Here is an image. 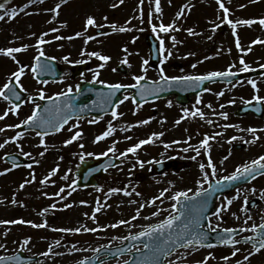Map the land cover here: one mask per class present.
Returning <instances> with one entry per match:
<instances>
[{"label":"rangeland","instance_id":"rangeland-1","mask_svg":"<svg viewBox=\"0 0 264 264\" xmlns=\"http://www.w3.org/2000/svg\"><path fill=\"white\" fill-rule=\"evenodd\" d=\"M59 2L60 0H43V3H33L25 12L16 16L14 19L6 17L4 20H0V48L28 45L26 52L21 55L26 61L33 55L34 51L36 54L39 53L40 49L44 51L45 56L50 58L52 53L49 45L52 46L55 44L57 47L61 48L59 50L70 54H66L65 56H68L69 61L72 63L66 62L62 57L56 58L64 69V83L58 84L57 88L52 91L51 88L53 87L49 86L50 92L59 91L64 88L67 89L69 86L72 87L74 83L69 76L70 67L75 64V61L85 59V57L80 55L82 50L86 52V49L92 48L90 46L96 45H99L98 47H103V51L100 53L111 58L105 64V67L101 68L102 71L99 72L100 74L97 80H102L105 83L118 81L120 75L115 72V66L121 63L125 58L128 61V64H126L128 74L124 76L125 78L120 79L121 81L136 83L133 77L137 75H143L145 79L155 80L160 76L159 70H153L147 64L143 65L147 71H142V62L147 60V49L143 40L148 32L156 36L158 42L159 38L162 37L165 41V48L172 52V55L161 65L168 76L202 75L211 71H225L229 66H233L232 71H239L241 68L240 57L244 58L250 69L264 64V43H252L256 40L264 41V26L258 22L251 26L237 25L236 32L240 40L241 49L243 50L238 49L236 46V36L232 33L231 25L222 22L223 11L219 8L217 0H171V3H169V0H160L161 13L155 11L154 0H144L143 5L140 4V0H123L122 3L120 0L69 1L61 6L59 16L53 18L54 14L45 10L53 8L55 4ZM128 2L130 4L125 7L124 4H128ZM0 3H5V0H0ZM26 3L27 0H7L5 7L9 10L18 7L17 10L19 11V8ZM74 3H84L85 8L82 6L78 8L79 5H76V7H69ZM224 3L230 11L242 12L240 15L232 14V16V12H230L229 19L233 21L242 19H254L258 21L260 18H264V13H256L264 10V0H254V2L253 0H231L230 3L229 0H224ZM113 5H115V7H113ZM185 5L188 7L184 8ZM240 5H244V7H240ZM181 8H184V15L177 20L176 14ZM141 11L143 12V22H141ZM149 12L152 13L151 25L155 24L158 26L161 22L168 25L175 21V26L179 31L170 30L169 33H154L152 29H149ZM244 12L247 14H244ZM2 14H4V10H0V15ZM88 16H93L97 25H100V27H111L115 24L117 29L120 27L134 28L131 29V31L124 32L116 30L113 35L109 37L98 40L92 39L85 44L87 37L93 36L94 29L97 28L96 26H88L87 31L84 32L85 21ZM27 17L29 19H26ZM105 17H107V19H105ZM15 21L16 23L12 24ZM65 22L67 27H61V24ZM216 25H218V27L224 26L225 32L218 33V27H216ZM51 27L57 28L58 31L51 34ZM74 27H76V32L81 28L80 32H84V36L82 35L81 38L75 37L71 40L60 39L57 40L58 42L55 41L56 39H54V37L57 35H61L62 37H74L76 33H72ZM188 28H192L197 34L190 35L186 31ZM44 32H48L45 40L50 41V44L45 43L38 48L37 39L41 33ZM33 33H35V35H32ZM131 35H133V37H131ZM172 36H174L177 41L175 46H173ZM209 37H211V39H209ZM252 45L255 46L251 47V51H247ZM125 49H127V51H125ZM91 50L94 49L92 48ZM20 53H14V55L18 57ZM190 53L194 55H190ZM56 54L57 52L55 55ZM163 55L166 56L167 52L163 53ZM0 57L12 59L4 55H0ZM4 58H0V61H3ZM202 60H204V63H201L203 66H200ZM22 62L24 61L22 60ZM101 63L104 62L95 59L92 63L93 70L86 77L93 80V74ZM175 63H180L182 68L180 70H174L173 65ZM193 64H196L195 68L192 67ZM9 72L10 71L0 72V84L4 81L5 75H8ZM120 78L122 77L120 76ZM251 80L256 81V89H253L247 80L242 86L237 88L230 87L228 89L216 84L211 87L209 93L216 94L218 92H223L224 94L219 96L222 97V99L216 97L217 95H205L202 99L200 98V103H197V99L195 98L185 109H188L189 113L196 108L200 109V111L205 114L203 119L199 115L195 117L189 115L181 119V117L184 116V112L181 113V116L179 113L171 115L172 111L169 110L171 106L167 103L161 104L157 102L155 104L137 107L133 106L130 101H125L124 103L126 104L122 105L118 110V113H122V115H119L117 119L113 120L111 117L99 123H92L95 130L94 132L96 135H99L107 129L108 123L110 121L112 122L116 130L111 136L106 138L110 146H112L114 142H116L115 146H120V149L116 150L117 153L113 152L110 154H117L119 157L120 153L125 151L124 148L122 149V146H127L129 144L126 140L136 144L141 139H147L152 133H160L161 131L164 133V135L159 138L154 137L152 143L142 145L135 154L129 153L127 157H120L122 160L121 165L109 171L106 178L93 190L78 191L75 189L71 191L68 187L74 180L72 171L77 165V157L81 155L86 157L89 152L93 154L106 149L105 145L104 147L102 146V141H99L93 146L87 145V138L91 136L89 134V129H86L81 123L74 122L69 128L82 132V135L86 138L82 139L79 137L68 145L59 146L62 141L56 139L52 147L45 148L47 149L46 151L40 147L36 153L34 151L30 152L26 150L25 145L35 146V144H40V142L38 138L31 134H27L23 139L20 137L21 139L19 138L15 142H9L3 148H0V172L10 168L1 160V155L4 152H16L22 155L25 152L30 153V156L25 157L32 160L33 164L31 168H27L31 171H36L34 180L32 173L16 174L19 169L11 172L13 178H19L17 185H20L19 183L21 181L24 182L25 180H29L31 182L28 184H31V186L27 185L25 190H17L19 195L14 197L17 203L13 204L12 198L9 202H4L0 206V220H17L12 219L10 216V207H12L19 213L23 212L25 209H30L28 212H23L25 214V221H32L35 224L46 223V226L41 228L32 227L27 223L0 224V244L5 245V248H0V254L10 255L17 251H23L29 256L36 257V260L29 264H72L85 257L91 256L94 253L92 251L93 249L104 244L111 245L113 242L112 240H114L115 243L120 242V237L135 233L148 224H154L163 220L171 212V204L173 201L170 197L175 192L187 189L195 191L200 187V185L196 183L198 180H201L203 176L199 164L204 163L206 170L209 173L211 172V169L207 168L209 156L217 168V175L213 178L219 179L221 176L230 175L235 171L237 166L246 162H251L260 155H264V119L257 120L252 116H245L243 118H235L233 116L234 110L245 101L252 102L254 95L264 97V76ZM224 89H226V91ZM39 92L38 90V93ZM241 92H243V95L240 94L241 96H238ZM244 96L246 97L245 99L242 98ZM233 100L235 101L234 103H229V101ZM169 102L173 105L172 101H168V103ZM209 104L212 105L211 108L207 107ZM221 105L224 107L222 108ZM2 109L9 108L0 104V115L4 113ZM152 109L155 111L153 112ZM29 110L30 107H27L23 113L26 114ZM221 112L227 113L226 119L220 115ZM8 117L10 116L8 115ZM8 117L1 120L5 126H0V128H4L5 131L0 132V143L16 135L15 128L6 127V125H13L12 121L7 120ZM169 117H171V120L168 119ZM141 120H149V123L139 124L138 122ZM177 120L181 122L176 124L175 122ZM209 120H211L212 123H208L207 121ZM1 124L2 123H0V125ZM129 125H132L129 130H121ZM154 125L157 126V129L153 128ZM224 125H230V127H224ZM248 128H255L257 132L255 134L249 133L246 131ZM217 133H219V135H217ZM10 134L13 135L10 136ZM204 135L209 137L214 135V138L209 140L210 148L207 153H205L203 148L200 149L201 154L196 158L200 159L201 162L192 160L191 157L196 155L192 148H190L188 152H184L183 149L189 147V145L199 147L202 137H205ZM254 135L259 138L255 140V143H248V141L253 140ZM233 136H236L237 139L231 140ZM58 137L60 138V136ZM125 137H131V139H125ZM189 137L191 139H189ZM47 141L48 140H46V142ZM173 141H179L180 143H173ZM184 141H187V143H184ZM81 144L84 146L83 148L80 147ZM90 144L92 145V143ZM166 144L171 146L166 148ZM106 145L108 147L107 143ZM238 145L242 147L240 150H232L233 146ZM60 148L63 150L60 151ZM53 150L64 152V154H67V158L58 155L55 156L52 153ZM41 152L44 153L43 156L40 155ZM91 156L92 155H88L86 158H91ZM225 156H227L228 159L221 164V160ZM138 160L145 162L143 168L139 166ZM159 160L172 161V163H174V168L166 171L159 177H151L149 169L153 163ZM148 161H152V163H148ZM57 166H59L57 173L42 184L41 180L48 175L51 169ZM65 174L68 176L67 180L62 179ZM9 175H4L3 178H1L3 182L0 181L1 200L5 198L9 199L8 195L5 193L7 190L6 187H4L5 190H2V186L12 185ZM252 184L257 185L255 192L251 191L252 187L254 188V186H251ZM252 184L248 188H240L239 198L233 200V203L229 206L230 210L223 212L220 219H217L216 216L212 218V228L250 229L252 224L255 223L258 225L263 221L264 198L261 197V193L258 191L264 190V179H260ZM205 185L206 183L202 186L205 187ZM33 186H36L35 190ZM61 187H64L65 191L61 193L60 196L55 195V193L59 192ZM111 188H120L122 191L110 193L109 190ZM163 189H168L165 196L161 198L163 203L157 200L154 206H147L142 209L139 218L135 220L131 219L136 215V209L139 207V204L159 196ZM125 190L132 193V195H125ZM69 191H71V195H68ZM136 192H139L141 195L137 196L135 194ZM236 195L237 191L227 196V198ZM245 196L248 197L249 202L255 200L253 206H248L247 212L241 211ZM61 197L65 198L61 199ZM80 201H86L87 203L81 204ZM97 201H99L100 205L107 206L102 207L101 211L95 214L96 220L93 221L91 216L93 210L97 206ZM130 201H136V203H130ZM222 201L226 203L224 199H221L217 202L218 206H221ZM33 204L40 207H32ZM53 204L56 205L55 208L51 207ZM65 204H71L72 207L65 208ZM45 209H47V211L42 215L41 213ZM157 209H164L165 211H162L159 216H151V213L157 211ZM85 213L88 215L86 216ZM233 213H235V215H233ZM249 215L252 219L248 220L247 224H245V220ZM30 217H32L31 220ZM144 217H149V219H144ZM121 219L129 220L131 223L128 225H120L116 228L110 227L111 224ZM49 226L51 230L48 229ZM82 226L97 228L98 230L96 232H85L82 230L79 233H64L53 230ZM251 233L250 230L243 232V234ZM29 237L31 238L29 244L21 247L23 240ZM113 237L117 239H113ZM56 240H60L61 243L59 246L55 245ZM49 245H52L53 253L61 254L56 255L50 253L47 257L42 256L41 253L47 251ZM73 245H75L76 249L80 250H72ZM238 248L244 251L239 252L242 255L250 250V248L244 250L246 247ZM207 253L208 251L205 250L197 256L193 254L194 259L188 256L189 253H185V257L178 255L173 259H179L178 261H180V259L186 258L187 262H192L194 260L200 261ZM230 254V251L226 252V255L230 256ZM240 254L236 257H232L229 262L224 261L222 259L223 256H214V258H210L208 262L212 261L213 264H236V260L241 259L238 258L242 256ZM261 254H264V250H261L256 257L252 258H258L255 264H264V257H261ZM124 260L125 257H120L103 264H118ZM247 264H251V262Z\"/></svg>","mask_w":264,"mask_h":264},{"label":"snow or ice","instance_id":"snow-or-ice-1","mask_svg":"<svg viewBox=\"0 0 264 264\" xmlns=\"http://www.w3.org/2000/svg\"><path fill=\"white\" fill-rule=\"evenodd\" d=\"M43 3V0H27V3L24 4L22 7L19 8V12H25V10L33 3ZM67 0H60L59 3H56L55 6L51 9H46L45 11H50L54 14V17H58L59 16V10L62 6L63 3H66ZM120 2L122 3L123 0H120ZM231 2V0H229V3ZM254 2V0H253ZM7 3V0H5V3H0V10H4V14L0 15V20H4L6 17L9 19H14L18 14V10L17 8H11L6 9L5 4ZM144 0H140V4L143 5ZM155 3V11L157 13H161V6H160V0H154ZM169 3H171V0H169ZM217 3L219 5V8L223 11V18H222V22L223 23H227L228 25H231L232 28V33L234 36H236V46L238 49H241V44H240V40L239 37L237 35L236 32V28L237 25H247V26H251L254 23H260L262 26H264V18H260L258 21L254 20V19H242V20H236L233 21L231 19H229V15H230V10L228 7H226L224 0H217ZM113 7H115V5H113ZM188 6L185 5L184 8H187ZM240 7H244V5H240ZM184 8H181L180 11L177 12L176 14V19L179 20L181 16L184 15ZM26 14H31V13H26ZM142 16H143V12L141 11V22H143L142 20ZM105 19H107V17H105ZM51 22V21H49ZM149 24H152V13L149 12ZM88 26H96V27H100V25H97V22L95 20V18L93 16H88L86 18L85 21V27H84V32L87 31ZM61 27H67L66 22L61 24ZM113 28L114 31L118 30L121 32L124 31H131L130 28L128 27H120L119 29L116 28V25L113 24L111 26ZM216 27H218V25H216ZM171 31H178L179 29L175 26V21H173V23L165 25L163 22H161L158 26L153 24L152 25V31L154 33H169ZM51 32H57L58 29L57 28H52L50 29ZM186 31L190 34V35H196L197 33L194 32V30L192 28H188L186 29ZM84 32H76L73 36H69V37H62V36H55L54 39L56 40H60V39H73L75 37H80L82 35H84ZM32 35H35V33H33ZM48 35V32H44L41 33V35L38 37L37 39V47L39 48L40 45H43L45 43H49L50 41L45 40V37ZM94 39V37L89 36L87 37V39L85 40V44L88 43L89 40ZM172 41H173V46H175L176 38L174 36L171 37ZM209 39H211V37H209ZM253 44L255 43H264V41H260V40H256L252 42ZM28 48V45H22L20 47H7V48H0V55H4V56H8L10 58H12L14 61H16V63L19 64V61L16 59V56L14 55V53H20L22 51H25ZM243 50V49H241ZM125 51H127V49H125ZM247 51H251V47H249L247 49ZM159 52L162 54L160 63L163 65L165 63V61L167 60L168 57H170L172 55L171 50L166 49L165 48V41L162 37L159 38ZM167 52V55L164 56L163 53ZM44 51L42 49H40L39 51V55L36 56L34 59L36 61V63H34L32 65V71L35 72L37 70V68L39 67L41 72H45L49 69V66L47 64H43L41 65L39 63L40 61V57L44 56ZM87 55L88 57H96L98 58L100 61H103L104 63H101L99 65V68H104L105 64L111 59L109 56L107 55H102L99 52L96 51H92V52H85V51H81V56ZM190 55H194L193 53H190ZM49 59H53V58H49ZM63 59L66 62L72 63L71 61H69V57L65 56L63 57ZM207 59V57H206ZM74 63L76 64H80V63H85V61L83 60H79V61H75ZM122 64H128L127 59L125 58L124 60L121 61ZM148 61L144 60L142 62V71L146 72L147 69L143 67V65H147ZM240 65L241 68L239 69V71L241 72H247L250 70L249 65L245 62V60L243 59V57H241L240 59ZM130 66V65H129ZM193 68L196 67V64L192 65ZM232 67L233 66H229V68L225 71H211L208 72L206 74H202V75H180V76H168L165 73V69L163 67H161L159 69V75H160V79L159 81H154V85H156L155 90L156 91H163L164 88L167 87H171L174 85H181L184 87H190L192 85L195 86H199L201 83H203L204 81H213L216 78H222V77H231V76H235L236 73L232 71ZM261 68H264V64L260 65ZM24 74V66H21L18 68L17 71H14L11 73V77L9 78V81L11 82V79L14 78L15 82L17 85H20V79L21 76ZM99 70H96L93 74V81L98 82L100 84H105L104 81L102 80H97V77L99 76ZM134 80L136 81V84L134 85H124V84H120V83H108L105 86L109 89L108 93L106 94L107 99L105 101V103L111 104V97L114 96L116 94V92L121 89V88H128V87H132L135 88L137 85L140 84V81L145 79V77L143 75H137L133 77ZM10 82H6L4 83L3 87H0V97H3L4 100H10V98H15V100L19 101L21 99L20 96V91L17 90V88L15 87H11L10 86ZM43 83H47V81H43ZM248 83L253 87V89H256V81L255 80H248ZM21 90H23L22 85L20 86ZM5 90H7V94L5 92ZM77 92L80 91L79 86H77L76 89ZM204 91H211L210 89L205 88ZM73 92V88L71 86H69L67 88L66 91L60 92L56 95V97H52V96H48L47 99L49 101L52 102V105L55 107V112H56V117L55 118H45L44 115H42L41 113H45V114H51L52 112V108L49 105H44L41 106L39 104L36 105V107L32 110V114L30 116H28L26 119H24L23 121H21L20 124L17 125H6L7 128H19L21 127V125H34L38 128H43V129H48L51 128L56 132H59L65 124L68 123V121L72 118V113L73 111L76 112H83L85 111V109H87V105L84 106H80V107H76L74 104L69 102V94ZM152 94L151 90L142 88L140 95L141 98H143L144 94ZM224 93L223 92H218L216 93V95L222 96ZM39 97L41 100L45 99V93L41 90L39 92ZM61 97H63L64 99L61 101ZM29 101H31L33 98L31 95L28 96L27 98ZM74 99V97L72 98ZM129 99L128 96H124L123 100H127ZM253 100H255L257 103H262L264 102V97H261L259 95H254ZM123 100L120 101V103H123ZM235 101H229V103H234ZM95 103V102H93ZM197 103H200V97H197ZM245 103H251L250 101H245ZM171 105V102H169V106ZM21 107V105L19 103H15L11 106L10 109H7L4 111V113L2 115H0V120H3L5 117H7L9 115V112L13 113V114H17L18 109ZM137 107H139V105H137ZM207 107L211 108L212 105L209 104L207 105ZM221 107L223 108L224 106L221 105ZM259 110V109H257ZM184 116L181 117V119H184L187 116H192L195 117L197 115H199L202 119L204 118V113L202 111H200V109L196 108L194 111H192L191 113H189L188 109H184ZM111 115L113 120L117 119V117L119 115H122V113H118L116 110V107L112 108L111 111ZM221 116H223L225 119L227 118V113L226 112H221L220 113ZM79 119V117H77ZM90 123H95L96 120H92L89 121ZM181 121L177 120L175 123L179 124ZM208 123H212L211 120L207 121ZM139 124H147L149 123V120H141L138 122ZM75 127V125H74ZM132 125H129L125 128H122V131H127L129 130V128H131ZM224 127H230V125H224ZM115 128L113 127L112 122L110 121L108 123L107 129L97 135L95 137V141L94 142H99L104 140L106 137H109L113 134V132H115ZM5 129L4 128H0V132H4ZM247 132L255 134L257 132V129L255 128H248L246 129ZM37 136L41 137L40 139V144L44 145L45 141H44V137L48 135L47 130L41 132V131H37L36 133ZM82 135L81 132L77 131L74 135L71 136L70 139L65 140L64 143L65 145L71 144L73 141L77 140L80 136ZM164 133L160 132V133H152L151 136H149L147 139H141L139 140L136 144L128 147L124 152L120 153V157H127V155L129 153L135 154L137 152L138 149L141 148L142 145H146L149 143L153 142V138H159L161 136H163ZM217 135H219V133H217ZM22 136V133L17 132L15 136L10 137L9 139H6L3 143H0V148H3L6 144H8L9 142H15L17 141L20 137ZM214 137H209L207 135H205L204 139L200 142L199 147H193L191 145H189V147H185L183 149L184 152H188L190 148H192V150L196 153V155L192 156L191 159L195 160L197 156H199L200 153V149L203 148L205 150V153L208 152L210 146H209V140L213 139ZM259 137H256L254 135V138L252 141H248V143H255V140L258 139ZM125 139H131V137H125ZM189 139H191L189 137ZM237 137L233 136L231 137V140H236ZM115 143H113V145L111 147H109L107 149V151L100 153V155L102 156H108V154L110 152H115ZM173 143H180L179 141H173ZM184 143H187V141H184ZM171 145H165L166 148L170 147ZM81 148H83L84 146L81 144L80 145ZM24 156H30V153H23ZM41 156L44 155L43 152L40 153ZM88 155H92V153H89ZM62 159V157H61ZM80 159L83 160L84 156L81 155ZM228 157L225 156L222 160H221V164L224 163L225 160H227ZM139 166L141 168L144 167L145 162L144 161H137ZM38 163V161H37ZM111 163V162H109ZM148 163H152V161H148ZM157 163H159V161H157ZM16 165L14 164L13 167H15ZM29 168L32 167L31 164L28 165ZM58 167L53 168L50 170V172L48 173L47 176L44 177L43 180H41V183H45L49 180V178L51 176H54L57 171H58ZM102 167H107V165H102ZM199 168L203 174L202 179L198 180L196 183L197 185H200V187H198L195 191H193L192 189H187L184 191H177L175 192L170 199L173 201V203L171 204V212L169 213L168 216H166L163 220L158 221L155 224H148L146 227H144L141 231L136 232V233H130L128 236H124V237H120L119 239L123 240H131V241H139L142 237H147L148 241L145 242L143 244V249L148 250V254H145L142 252V250L139 247H136L135 244L132 245V248H117L116 253H124L125 251H128L129 253L132 252L133 249H135L136 253H140L141 255L144 256V259L138 262H135V264H156L157 261L160 260L161 256H167L170 255L172 252H174L177 248H184L186 250H196V246L199 245L201 247L204 246V241L207 240L208 238V232L205 231L204 226L202 224L203 220H208V228L211 229L213 232L216 231L215 228H212L211 225V221L208 218L207 215H205L208 211V207H209V202L210 199L212 197V195L214 193H219L221 191H223L228 184H231L234 181H244L247 182V180L249 178H255L256 175H260V174H264V155H260L259 157H257L256 159H253L251 162H246L242 165H239L236 167L235 171H233L230 175H225V176H221L219 177V179L215 180V184L213 185L212 183H208V187L204 188L202 185L206 182L209 181V177H216L217 175V168L216 165L214 164V162L212 161L211 157L209 156L208 162H207V168L211 169V172L209 173L206 170V166L204 163H200L199 164ZM11 169H4L3 172H0V175L5 174L6 172L10 171ZM94 171V169H90L89 170ZM86 178V177H85ZM35 179V176L33 175V180ZM62 179L67 180L68 176L67 174H65V176L62 177ZM31 181L29 180H25L23 183L20 184V188L23 189L25 187V184L30 183ZM76 181L73 180L71 185H68L69 189H71V191H74L75 188L73 187V185H75ZM65 191L64 187H61L59 189V192L55 193V195L60 196L61 193H63ZM71 191L68 192V195H71ZM110 193H117L122 191L120 188H111ZM253 192H255V189H252ZM168 192V189H163L159 196L152 198L151 200L146 201L145 203H141L139 204V207L136 209V215H134L131 219L135 220L137 218L140 217V213L141 210L144 209L147 206H154L157 202V200H160L161 203H163V200L161 198H163L165 196V193ZM239 192L240 189L237 188V195L233 196L231 198H227L225 197L224 200L226 201L221 203V206L216 207L215 211H214V215L217 217V219L221 218V214L225 211L230 210L229 206L233 203V200L238 199L239 198ZM189 193H191V195H189ZM125 195H132V193H129L125 190L124 192ZM137 196L141 195L139 192L135 193ZM261 197L264 198V190L261 191ZM65 197H61V199H64ZM12 203L15 204L17 203V201L15 200V198H13ZM81 204H86V201H80ZM130 203H136V201H130ZM249 200L248 197L245 196L244 197V205L241 207V211L247 212L248 211V205H249ZM180 205V207L178 208L177 205ZM107 205H100L99 201H97V206L95 207V209L93 210L91 219L93 221L96 220V213L100 212L102 207H106ZM52 208H55L56 205L53 204L51 205ZM65 208H69L72 207L71 204H65L64 205ZM47 209L42 211V215L44 212H46ZM162 211H165L164 209H157V211H154L151 213V216L156 217L159 216L161 214ZM85 215L87 216L88 214L85 213ZM233 215H235V213H233ZM144 219H149V217H144ZM252 217L249 215L247 216V219L245 220V224H247L248 220H251ZM262 220H264V218H262ZM30 224L32 227H36V228H41V227H45L46 223L44 224H35L32 221H25L23 219H18V220H0V224ZM131 221L129 220H124L121 219L116 223H113L110 225V227L112 228H116L120 225H128L130 224ZM257 229H260L259 233H258V239L256 236H248V237H242L241 239L243 240L244 243H249L253 240H256V243L252 244V249L253 251H248L247 255L243 256V261H248L249 258L254 254V253H259L262 249H264V222L260 223L259 225L257 224H252L251 228H241L240 231L244 232V231H252L253 233H257ZM54 231H60V232H64V233H79L82 230L85 232H96L98 229L97 228H87V227H77V228H59V229H53ZM223 232L227 234L226 237L224 236H218L219 242L221 244H228V245H236L238 243H240V240H236L233 238V233L235 232V229L233 228H225L223 229ZM30 237L29 238H25L22 242L21 247L26 246L29 244L30 242ZM113 239H117L116 237H113ZM60 240H56L55 241V245L59 246L60 245ZM104 246H101V248H97V249H93L92 251L94 253H98L101 251V249ZM208 247H212V245H208ZM0 248H5L4 244H0ZM72 250L75 251H79L80 249H76L75 245L72 246ZM86 250V249H85ZM242 249L238 248V247H234L230 256H223L222 259L226 262H229L231 260L232 257H236L237 253L241 252ZM50 253H53V247L52 245H49L48 250L41 253L42 256H49ZM56 255H59L61 253H53ZM115 254V253H114ZM113 254V255H114ZM190 254V253H189ZM210 258H214L212 257V254L209 253L207 256L204 257L203 260L201 261H197L195 262V264H207L208 260ZM21 258L18 255H12V256H0V264H2V262L4 261H19ZM78 264H90L89 258H84L82 260H80L78 262ZM96 264H103L102 261H99V258H96ZM124 264H129V261H124ZM160 264H162V262H160ZM236 264H242V261L237 259L236 260Z\"/></svg>","mask_w":264,"mask_h":264},{"label":"water","instance_id":"water-1","mask_svg":"<svg viewBox=\"0 0 264 264\" xmlns=\"http://www.w3.org/2000/svg\"><path fill=\"white\" fill-rule=\"evenodd\" d=\"M146 41H147V43L149 45V57H150V59H151L152 62H156L158 60V49H157L156 42H155V40L152 37H148ZM83 69H84L83 67L76 68V73H79V72L83 71ZM254 74H256V73H254ZM235 79H240L239 75H235V76H231V77L216 78L215 80L229 82V81H233ZM208 82L209 81H204L203 83H201L198 86L199 88H196L197 86H195V85H192L190 87H184V86H181V85H176V86H179L178 89H176L177 88L176 86L175 87H167L166 86L164 89L167 90V91H165V93H163V94H160L159 96L166 95V94L167 95L168 94H175L176 93V95L178 97V100L177 101L183 103V101H181L183 94H185V98H186L188 95H190L192 93H197V92H199L198 90L199 89H203V85H205ZM83 88L84 87H79L80 91L77 94H79V93L80 94H83L84 93V91H83L84 89ZM142 88L151 90L152 94L149 95V94L145 93L144 96H143V98H141L140 92H141V89ZM155 88L156 87H154V85L145 84V83L140 84L138 87H136L134 89L135 90V93L133 94L134 101L140 102V101H144L147 98L150 99L151 95L156 94L157 92H159V91H156ZM194 89H198V90H194ZM97 90H98L99 93H101V91H99V90H102V89H97ZM103 90H106V89L103 88ZM178 91H180L182 94L179 93ZM117 93L118 92H116V94L111 97V101H112L111 104L103 103V105L99 106L98 103H93V102L90 103L88 101H84V104L88 106L87 108L89 110L99 109V107H104L105 109L108 110V112H111L112 111V108L120 100L118 97H116ZM78 105H82V104H78ZM257 109H259V110H257ZM246 112L247 113L248 112H254L259 117H261L262 116V113H263V110H262V106L261 105H255V106L246 105L245 107H243L237 113V115L241 116V115H243ZM88 113H95V112L94 111H89ZM37 129H39V131H44L43 128H38L37 127ZM8 159L14 160L15 159V156H10V157H8ZM109 162H111V163H109ZM116 164H117V162L115 160H112V159H97V160H95L93 162H84V163H82V165L75 172V176L78 178V180L76 181V186L77 187H81V188H85V187H90V186L96 185L95 177L96 176L102 177L103 176L102 173H103V171L106 168L114 167V166H116ZM102 165H107V167L106 168L105 167H102ZM90 169H94V171H91L90 172L89 171ZM154 169L155 170H154L153 173L154 174H157L158 172H160V171L163 170V166L156 165L154 167ZM249 179H251V178H249ZM241 182H244V181H242V180L241 181H234L231 184H228L227 187L223 191H221L219 193H214L212 195L211 199H210L208 211H207V213L205 215H210L211 214L212 205H213V202H214L216 196H218L219 194H222L225 191L230 190L231 187H233L236 184L241 183ZM210 183H212L213 185L215 184V182H210ZM177 207L179 208L180 205L178 204ZM202 224L204 226H206V224H207L206 220H203L202 221ZM218 236H224V237H226V235L223 234V233H216V234H213L211 236H208L207 240L204 241V244H208V243L209 244H220L219 239H218ZM143 238L145 239V240H143V242H147L148 241V238L147 237H143ZM142 252L146 254V253H148V250L145 249ZM15 255H18L21 259L19 261H15V260H13V261H4V262H2V264H24V263H27V262H31L32 261L31 258L24 257V255L22 253H18V254H15ZM93 259L94 258L89 259L90 264L93 263V261H94ZM143 259H144V256L141 255L140 253L133 254V259H131L129 261V264H135V262L141 261Z\"/></svg>","mask_w":264,"mask_h":264},{"label":"flooded vegetation","instance_id":"flooded-vegetation-1","mask_svg":"<svg viewBox=\"0 0 264 264\" xmlns=\"http://www.w3.org/2000/svg\"><path fill=\"white\" fill-rule=\"evenodd\" d=\"M27 77H28L27 80L24 81V82H22V83H20V86L22 85V88H23L24 92H26L28 96L29 95H31V96H39L38 92H35V90H33L32 88H35V89H38L39 90L43 85L51 86L50 84H52L51 82H47V83H43V82L42 83L33 82L31 80L32 75H31V78H30V74L28 72H27ZM85 80L86 81H89V79H85ZM73 83H74V86H75L76 81H73ZM55 86H56V83H54L52 87L54 88ZM63 91H65V90H62V89H60L59 91L57 90V92H55V94H58V93L63 92ZM52 95H54V94H45V97L47 98L48 96H52ZM25 105H29L31 107L34 106V108H35V106L37 105V103H31L28 99H26V101L24 103V106ZM106 117L107 116H103V117H101L100 119H97V120H101V121L102 120H106L107 119ZM86 119H88L89 121L94 120L91 117L86 118Z\"/></svg>","mask_w":264,"mask_h":264}]
</instances>
